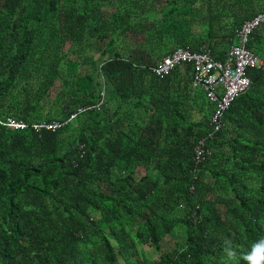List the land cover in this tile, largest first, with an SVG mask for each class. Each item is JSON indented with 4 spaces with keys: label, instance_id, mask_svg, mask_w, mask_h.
Segmentation results:
<instances>
[{
    "label": "trees",
    "instance_id": "1",
    "mask_svg": "<svg viewBox=\"0 0 264 264\" xmlns=\"http://www.w3.org/2000/svg\"><path fill=\"white\" fill-rule=\"evenodd\" d=\"M207 1L0 0V264H226V238L245 264L264 238V23L212 138L194 62L155 71L180 48L224 60L264 12Z\"/></svg>",
    "mask_w": 264,
    "mask_h": 264
},
{
    "label": "built area",
    "instance_id": "2",
    "mask_svg": "<svg viewBox=\"0 0 264 264\" xmlns=\"http://www.w3.org/2000/svg\"><path fill=\"white\" fill-rule=\"evenodd\" d=\"M263 23L264 12L247 20L242 29L237 32L238 42L229 47L224 60L215 58L213 50L209 48L200 52L180 48L172 56L165 57L163 62L155 68L157 74L164 75L182 61L194 62L195 84L202 85L215 104L211 120L213 128L208 133L210 138L221 129L223 112L228 110L236 98L249 88L251 79L247 69L261 67L263 64V60L248 46L252 31ZM5 124L10 129H24L28 126L25 121L13 116H9ZM63 125L64 122L61 121H44L34 124L33 127L38 131L44 128L56 130ZM206 145V139L201 138L195 146V157L198 162L205 160L211 153Z\"/></svg>",
    "mask_w": 264,
    "mask_h": 264
},
{
    "label": "clouds",
    "instance_id": "3",
    "mask_svg": "<svg viewBox=\"0 0 264 264\" xmlns=\"http://www.w3.org/2000/svg\"><path fill=\"white\" fill-rule=\"evenodd\" d=\"M223 251L227 257L226 264H229L237 256V251L232 247L230 239L223 240ZM245 264H264V238L251 243L249 250L242 255Z\"/></svg>",
    "mask_w": 264,
    "mask_h": 264
},
{
    "label": "rangeland",
    "instance_id": "4",
    "mask_svg": "<svg viewBox=\"0 0 264 264\" xmlns=\"http://www.w3.org/2000/svg\"><path fill=\"white\" fill-rule=\"evenodd\" d=\"M206 1V6L208 7L209 6V3H208V1L207 0H205ZM199 3V2H198ZM197 4H195V6H196ZM200 19H201V21H203L204 23V28L206 29V27L208 28V26H209V16H208V10L207 9H204L202 12H200ZM205 24H206V26H205ZM198 28H201L200 27V24L198 23V24H196L195 25V29L197 30ZM201 31L202 30H200V34H201ZM205 33V32H204ZM237 42V39H235L234 40V43H236ZM57 92V88L56 89H54V94ZM167 246H169V244L167 243ZM122 261V260H121ZM122 263H124L123 261H122Z\"/></svg>",
    "mask_w": 264,
    "mask_h": 264
}]
</instances>
